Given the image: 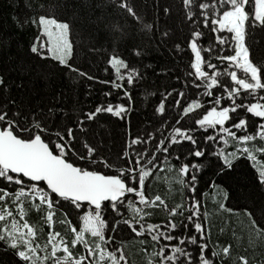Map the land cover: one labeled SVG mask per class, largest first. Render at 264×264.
<instances>
[{
	"label": "snow or ice",
	"instance_id": "snow-or-ice-1",
	"mask_svg": "<svg viewBox=\"0 0 264 264\" xmlns=\"http://www.w3.org/2000/svg\"><path fill=\"white\" fill-rule=\"evenodd\" d=\"M183 3L188 8L186 16L194 29L188 40L194 59L190 64L192 71L187 75L194 78L192 85L203 91L197 93L198 98L191 99L183 106L182 115L195 113L200 118L193 117L190 126H172L167 135L163 134L162 128L157 129L161 133L158 140L155 133L132 137L122 150V156L118 154L117 159L122 166L109 162L103 155V149L87 140L83 142V147L79 145L81 135H87L85 121L94 122L100 113L123 119L128 111L126 103L98 104L94 110L82 113L73 122L74 127L65 124L53 130L50 114L54 112V107L26 109L11 96L0 99V244L12 250L16 264H48L49 260L51 264H127L122 246L109 247L113 237L106 236V233L117 230H128L137 237L150 238L158 245V252L154 253L158 257V264H213L205 256L208 245L200 220V202L195 194L205 173L218 175L220 179L230 177L242 164L241 157L256 159L249 142L257 137L264 140V63L253 61L246 43L249 25L264 28V0H212L211 5L199 3L198 16L203 18L205 28L211 25V31L217 34L215 40L221 53L210 55L207 60L202 52L211 54L213 48L198 44L204 33L196 27L199 19L191 10L194 0H183ZM119 7L136 17L126 0H120ZM210 7L213 9L211 17L207 11ZM220 8L223 10L220 11ZM164 11L167 13L168 9ZM28 22L39 30L30 45L32 54L41 60L51 59L72 71H78L70 62L73 42L68 22L45 15ZM225 46L232 54H224ZM135 51L139 52V49ZM213 58L221 63L227 62V67L221 71L212 62ZM108 64L114 70V79L102 82L120 90L116 95L121 99L131 100L129 88L141 78V73L116 55L108 58ZM238 72L243 75H238ZM225 73L230 77V84L221 82L220 78ZM81 75L88 76L83 72ZM88 78L94 79L91 76ZM217 88L223 89V93L215 95L209 101L212 106L205 109L199 97L213 96V90ZM8 90L6 79L0 74V96ZM104 95L112 97L113 92L108 91ZM169 96H172L171 92L162 95L157 109L160 113L165 112V101ZM178 96L186 98V93L181 91ZM249 97L252 102H249ZM224 101L231 103L222 106ZM175 105L181 106V99H175ZM237 109L259 118L254 134L248 132L249 118L241 117ZM197 110H201L202 114ZM68 119L71 120L70 117ZM233 129L243 134L238 135ZM209 130H212V134H207ZM198 133L202 141L197 139ZM225 136L237 143L236 150L214 151L213 143H228ZM184 142L191 145L188 157L196 158L181 162L178 169L180 183L190 193L187 216H184L182 204L168 209L160 195H146V181L153 171L173 159L180 161L181 154L176 152L174 155L175 146ZM145 144L153 145L155 150L136 147ZM260 151L264 152V148ZM105 169H114L116 174ZM252 179L258 186L264 187V168ZM26 202L29 208H26ZM65 203L82 213V226L79 229L67 219V212L60 221L69 226L70 238L54 229L56 212ZM161 206L169 212L170 217H184L187 224L181 221L179 227L183 229L190 225L195 234L177 236L178 224L171 218L164 223L145 222V217L151 214L147 209ZM125 207L131 210L128 218H124L121 211ZM30 208L44 211L43 220L49 227L44 244L37 242V228L26 219ZM108 215L111 220L106 219ZM248 215L252 216L250 212ZM252 224L260 230L254 219ZM198 239L203 242L198 243ZM77 245L83 246L84 253H74ZM188 246H196L198 255L194 256ZM41 252L43 255H40ZM223 252L228 254L229 247H224ZM240 259L243 264H248L245 257Z\"/></svg>",
	"mask_w": 264,
	"mask_h": 264
},
{
	"label": "trees",
	"instance_id": "trees-1",
	"mask_svg": "<svg viewBox=\"0 0 264 264\" xmlns=\"http://www.w3.org/2000/svg\"><path fill=\"white\" fill-rule=\"evenodd\" d=\"M201 2L211 5L212 0H194L191 5V10L199 19L196 27L204 33L202 41L198 40V44L211 45L213 48L211 54L202 52L207 60L210 55L221 53L215 40L217 34L211 31V25L205 28L203 18L198 16V5ZM119 3L120 0H0V74L4 75L9 89L0 99L11 96L26 109L54 107V112L50 114L53 130L65 124L74 127L73 122L82 113L94 110L98 104L126 103L128 111L123 119L100 113L94 122L85 121L87 135H81L79 145L83 147L85 140L96 145L103 149V155L109 162H115L116 166H122L117 159L118 154L122 156V150L132 137L155 133L158 140L161 133L156 131L157 129L162 128L163 134L167 135L172 126H190L193 117L200 118L195 113L183 116L182 108L191 99L198 98L197 93L203 91L202 88H195L192 85L194 78L187 75L192 71L190 64L193 54L190 52L188 40L194 29L186 16L188 8L183 0H126L127 5L134 9L136 17L119 7ZM165 9H168L167 13ZM222 10L223 8H220V11ZM207 11L211 17L213 9L210 7ZM40 15L69 23L70 38L73 42L70 62L78 71H72L51 59L41 60L29 51L39 30L28 21L37 19ZM145 25L149 27L146 28ZM246 43L253 61L264 63V28H252L249 25ZM137 49L139 52L135 51ZM224 54H232L227 46ZM112 55L124 58L131 68L141 73V78L129 88L132 93L131 100L121 99L116 95L120 90L102 82L114 79V70L108 64V58ZM212 62L217 64L221 71L227 67V62L221 63L215 58ZM81 72L94 79L81 75ZM238 75L241 76V72H238ZM220 79L222 83H231L226 73ZM108 91L113 92L112 97L104 95ZM181 91L186 93V98L178 96ZM168 92H171L172 96L165 101V112L160 113L157 110L159 101L162 95ZM222 93L223 89L217 88L213 90V96L199 98L207 109L212 106L209 101ZM177 98L181 99L179 107L175 105ZM239 102L238 100L237 103ZM249 102H252L251 97ZM229 103L231 102L224 101L222 106ZM237 112L241 117L249 118L248 132L254 134L255 123L259 122V118L251 117V114H246L242 109H237ZM207 134H212V130ZM237 134L243 133L237 131ZM197 139L202 141L200 133L197 134ZM225 139L228 143H213L214 151L236 150L237 143L227 136ZM136 147L141 150L144 147L155 150L154 146L149 144ZM190 147L188 142L175 146L174 155L176 152L180 153L181 160L169 161L154 170L146 181V195H160L168 209L182 204L184 216L188 215L190 193L180 183L178 169L181 162L196 159L188 157ZM249 147L256 157L255 160L241 157L243 162L237 171L224 179L205 173L195 194V198L200 202V220L208 245L205 256L212 260L213 264H243L241 257H245L248 264H264V187L258 186L252 179L264 168V152L260 151L264 148V140L257 137L249 142ZM105 171L116 174L114 169ZM29 207L26 202V208ZM121 211L123 217L128 218L131 210L125 207ZM147 211L151 214L145 217V222L164 223L171 218L178 224L175 233L177 236L195 234L190 225L183 229L179 227L181 221L187 224L184 217H170L163 206ZM65 212L68 213L67 219L71 220L77 229L82 226V213L67 203L56 212L55 231L70 238L69 226L60 223L65 218ZM43 216V210L38 212L30 208L26 217L29 223L37 228V242L40 244L46 242L49 232ZM106 219L111 220V216H106ZM253 219L256 225L260 226V230L252 224ZM106 236L113 237L110 248L123 247L127 264H158V257L154 255L158 252V245L147 236L137 237L128 230L108 232ZM201 242L203 241L198 239V243ZM224 247H229L228 254L223 252ZM188 248L194 256L198 255L196 246ZM73 251L76 255L84 253L82 245H77ZM40 255H43V252ZM0 264H16L12 250L6 249L2 244ZM48 264H51L50 260Z\"/></svg>",
	"mask_w": 264,
	"mask_h": 264
},
{
	"label": "rangeland",
	"instance_id": "rangeland-1",
	"mask_svg": "<svg viewBox=\"0 0 264 264\" xmlns=\"http://www.w3.org/2000/svg\"><path fill=\"white\" fill-rule=\"evenodd\" d=\"M232 20H233V22H234V20H235V16L232 17ZM193 59H194V56H193ZM241 74L243 75L242 72H241ZM242 75H241V76H242Z\"/></svg>",
	"mask_w": 264,
	"mask_h": 264
}]
</instances>
